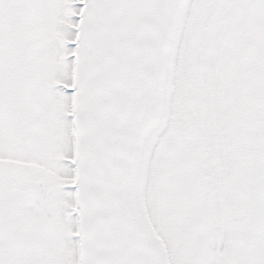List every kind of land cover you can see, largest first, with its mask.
I'll return each mask as SVG.
<instances>
[{
  "label": "snow or ice",
  "instance_id": "snow-or-ice-1",
  "mask_svg": "<svg viewBox=\"0 0 264 264\" xmlns=\"http://www.w3.org/2000/svg\"><path fill=\"white\" fill-rule=\"evenodd\" d=\"M0 264H264V0H0Z\"/></svg>",
  "mask_w": 264,
  "mask_h": 264
}]
</instances>
